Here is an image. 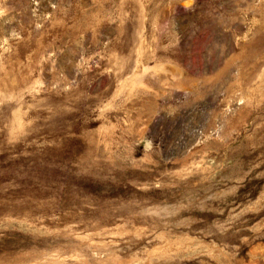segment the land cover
Masks as SVG:
<instances>
[{
	"label": "rangeland",
	"instance_id": "obj_1",
	"mask_svg": "<svg viewBox=\"0 0 264 264\" xmlns=\"http://www.w3.org/2000/svg\"><path fill=\"white\" fill-rule=\"evenodd\" d=\"M0 264H264V0H0Z\"/></svg>",
	"mask_w": 264,
	"mask_h": 264
}]
</instances>
